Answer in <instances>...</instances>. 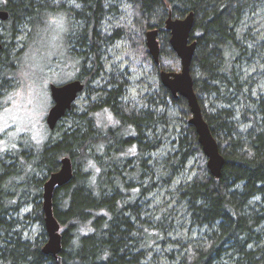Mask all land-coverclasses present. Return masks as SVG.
Segmentation results:
<instances>
[{"label": "trees", "instance_id": "16d2710c", "mask_svg": "<svg viewBox=\"0 0 264 264\" xmlns=\"http://www.w3.org/2000/svg\"><path fill=\"white\" fill-rule=\"evenodd\" d=\"M69 1L71 6L66 5ZM123 1L133 19L131 26H111L107 18L117 13L111 0L0 2V9L8 12V17L0 21V64L4 66L0 71V103L4 89L8 91L17 83L15 72L21 56L43 24L56 16H63L66 21V50L80 70L74 78L84 83L83 91L98 93L96 101L81 111L72 104L64 116H70L69 129L60 131L64 117L55 129L48 128L51 133L60 131L56 138L49 137L35 148H14L11 162L0 160V264H140L146 253L136 252L139 238L133 236L135 231L147 236L145 250L166 240L163 233L159 237L146 232L148 226L138 220L139 212L135 211L138 200L158 183L165 186L160 188L168 187L191 158L196 160L192 179L167 192L187 205L195 226H206L208 231L199 242L185 245L177 255V264H264V243L257 232L264 221V96L249 98V104L244 106L243 121L249 123L245 129L234 121V109L218 108L212 112L202 103V95L211 93L227 103L236 100L229 91L240 90L238 66L249 58L251 51L264 49L263 40L250 50L247 34L239 29L244 15L264 0ZM190 11L194 13L190 37L196 41L190 73L202 115L225 160L219 178L206 167L195 130L188 123L190 111L183 97H174L159 83L160 93L141 98L139 108L131 101L124 102L128 80L116 71L108 73L101 86H89L101 75L105 47L119 39L128 41L125 58L147 60L157 74L160 70H179L180 61L169 45L164 23L169 12L183 17ZM104 23L109 26L104 27ZM22 26L28 27L25 46L10 57L8 46L18 33L16 27ZM151 28L158 29V64L145 45V32ZM257 74L264 75V68L261 73L252 74L250 87ZM11 82L15 84L10 86ZM168 103L180 109L175 148L151 166L147 154L161 146L166 132L157 131L160 126L169 125L165 113L158 114L157 109ZM97 111L111 113L114 124H97ZM172 133L175 128L163 138L168 139ZM64 156L70 158L73 174L66 184L54 189L52 196V212L61 234V250L54 257L41 250L47 240L42 189L47 176L59 168V160ZM143 179H149L146 187ZM25 201L32 202L34 220L41 226L40 238L34 240L24 237L18 220L12 216ZM136 222L141 224L140 230Z\"/></svg>", "mask_w": 264, "mask_h": 264}, {"label": "rangeland", "instance_id": "374dc122", "mask_svg": "<svg viewBox=\"0 0 264 264\" xmlns=\"http://www.w3.org/2000/svg\"><path fill=\"white\" fill-rule=\"evenodd\" d=\"M71 2H66V5L71 6ZM111 2L117 11V13H113L107 18L108 21H111V26L117 27L122 23L131 26L133 19L129 7L123 3V0H111ZM43 25L37 37L32 39L28 49L21 56L20 64L15 72L17 83L11 82L10 86L15 85L8 91H5V89L3 91L4 95L0 103V160L6 162L13 160L16 149L23 145V147L28 145L33 148L42 146L49 137L54 139L60 131L69 129L72 123L70 116L64 117L61 121V130L53 133L49 131L45 123L46 114L52 105L48 90L49 84H62L70 81L80 70L66 50V43L69 44V42H65L64 34L67 25L64 17H52ZM107 26H109L108 23H104V27ZM76 27H79V23H76ZM16 29L18 33L8 46L10 57L25 46L24 40L28 27L22 26L20 28L16 27ZM239 30L247 34L246 38L250 50L264 40V2L254 11L247 12L244 15ZM2 33L3 26L0 25V35ZM127 45V40L119 39L112 45L105 47V53L101 57V75L98 79L91 81L89 86L90 88L101 86L106 81L108 73L115 71L121 73L128 80L124 102L131 101L140 108L141 98L148 94L155 96L160 93L159 83L161 82L157 69L147 60L142 59L143 61L140 62L133 56L129 59L125 58ZM139 47L138 44V50H140ZM251 54L253 55L251 56ZM248 56L249 58L238 66L240 90L236 88V90L231 89L229 91L232 92L230 96L235 98L238 104H236V100L227 103L216 93L202 95L203 105L207 106L212 112L218 108L234 109L236 113L234 121L240 123V129L249 126L248 122L243 121V108L246 104H249V98L264 96V75L260 77L257 74V80L252 82L251 87L249 86L250 81H252L250 80L252 74L255 72L261 73L264 68L262 62L264 49L257 52L253 50ZM70 62L72 64L68 65ZM166 63H170V61L166 60ZM3 67L0 64V71ZM97 94L88 91L80 93L74 102L76 110L81 111L89 103L96 101ZM226 96L229 95L224 94V97ZM246 107L252 110L249 106ZM157 113H165L169 125L160 126L157 131L160 134L163 130H166L164 136H162L164 141L161 146L156 151L147 154L151 166H156L163 157L174 151L175 139H177L180 129V109L178 105L172 103L161 104L157 109ZM94 115L97 124L100 126L107 127L114 124V118L108 111H97ZM173 128H175V133H172L168 139H164L163 137H166ZM148 138H151L150 135ZM7 149L14 150L7 151ZM195 166L196 160L191 158L185 169L170 182L168 187L163 188L165 186L158 183L157 187H150L138 200L135 211L139 212L138 220L148 226L145 228L146 232L149 234L156 233L159 237L163 233L166 240L165 243L152 244L151 250H145L147 236L144 235V232L137 233L135 231L133 236L139 238L137 239L139 241L136 244V252L145 251L146 253H144V259L140 264H177L179 261L177 255L184 251L185 245L199 242L208 231L206 226H195L187 205L178 202L176 197L171 198L167 192L168 190H176L180 184L189 182L195 173ZM153 179L157 181V177ZM148 182L149 179H143V186L146 187ZM133 183V186H136L137 182L133 181ZM159 186L163 187L160 188ZM25 202L26 204L22 205L20 210L12 216L18 220V229L23 231L24 237L34 240L40 238L41 226L38 221L34 220L36 214L32 211V202ZM135 226L138 230L142 228L141 224L137 222ZM257 232L261 235L262 243H264V221L257 228Z\"/></svg>", "mask_w": 264, "mask_h": 264}, {"label": "water", "instance_id": "95a60500", "mask_svg": "<svg viewBox=\"0 0 264 264\" xmlns=\"http://www.w3.org/2000/svg\"><path fill=\"white\" fill-rule=\"evenodd\" d=\"M7 17L8 12L0 9V20H5ZM193 25L194 13L192 11L183 17H174L170 12L168 13L164 27L169 32V45L179 58L180 69L178 71L160 70L159 79L174 97L181 96L186 100L190 111L188 123L195 130L198 143L206 157V167L212 176L219 178L225 160L208 123L202 115L190 73L191 61L196 48V41L190 37ZM145 45L153 62L158 64L160 45L157 28H151L145 32ZM1 48L2 40L0 38ZM83 89L84 83L80 79H72L62 84H49L48 90L52 105L46 114L45 122L50 130L55 129L57 123L65 116ZM72 174L71 160L68 156H64L59 160V168L50 173L43 183L42 210L47 240L41 250L44 254H51L54 257L61 250V234L60 225L52 212V196L54 189L66 184L71 179Z\"/></svg>", "mask_w": 264, "mask_h": 264}, {"label": "bare ground", "instance_id": "6f19581e", "mask_svg": "<svg viewBox=\"0 0 264 264\" xmlns=\"http://www.w3.org/2000/svg\"><path fill=\"white\" fill-rule=\"evenodd\" d=\"M1 21V20H0ZM1 38V37H0ZM46 231V230H45Z\"/></svg>", "mask_w": 264, "mask_h": 264}]
</instances>
